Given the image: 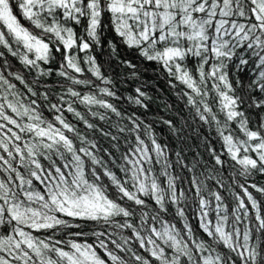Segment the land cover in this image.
I'll return each instance as SVG.
<instances>
[{"label": "snow or ice", "instance_id": "snow-or-ice-1", "mask_svg": "<svg viewBox=\"0 0 264 264\" xmlns=\"http://www.w3.org/2000/svg\"><path fill=\"white\" fill-rule=\"evenodd\" d=\"M106 31L114 56L119 41L183 86L193 121L220 142L205 138L212 167L177 151L191 175L173 174L152 126L111 102L112 81L89 54ZM162 122L178 137L188 127ZM256 174L264 0H0V264H264Z\"/></svg>", "mask_w": 264, "mask_h": 264}, {"label": "trees", "instance_id": "trees-1", "mask_svg": "<svg viewBox=\"0 0 264 264\" xmlns=\"http://www.w3.org/2000/svg\"><path fill=\"white\" fill-rule=\"evenodd\" d=\"M112 39H114L113 34L106 31L103 37L104 46L96 47L89 53L96 57L97 62L102 66L103 74L112 81L116 98L111 99V102L126 116H131L135 113V116L142 120L144 124H150L152 126V131L158 142L169 146L170 159L175 165L171 170L173 174L182 177L184 181L191 175L187 169L175 164V153L177 151L186 158L185 163L190 164L194 159H200L202 163L207 162L208 167H212L205 138L211 141L217 150L220 148V142L216 139L214 129L207 125L200 126L198 120L193 121V113L189 111L185 106L186 102L181 100L178 95L179 88L183 86H170L169 80L171 78L156 62L147 61L140 57L138 52L126 48L119 41H116L118 51L114 56L111 49L107 46V40ZM122 60L131 61L136 66L135 69L122 64L120 62ZM133 72H135V75H133ZM46 79L55 88L59 77L53 75ZM137 87L141 88L146 94L143 98V103L147 107L137 105L133 100L129 99V97L136 96L135 89ZM68 115L71 118V114ZM109 115H111V122L114 123L117 121L118 118L114 114ZM164 119H173L178 122V126H183L185 120H187L188 127H184L183 132L178 137L162 122ZM93 122L104 123L98 121ZM122 123H127V120L122 121ZM198 128L199 131H197ZM100 144L102 147H109V142L102 138L100 139ZM121 151H123V140H121ZM225 168L226 171L223 175L226 182H228L227 177L230 174L234 175V173L231 172V169L227 165H225ZM250 182L264 185V175H253L250 178ZM211 183L209 182L210 186ZM178 184H181L185 188L188 187L186 183H182L181 181H178ZM250 191L252 190L250 189ZM222 194L227 197V202L231 201V196L228 195L226 190ZM187 215L195 227L197 220L192 207H189ZM81 227H84L83 224H81ZM84 230L87 231L88 228Z\"/></svg>", "mask_w": 264, "mask_h": 264}]
</instances>
